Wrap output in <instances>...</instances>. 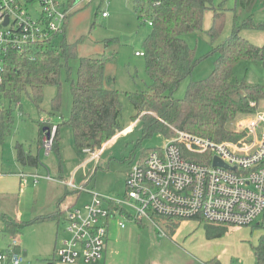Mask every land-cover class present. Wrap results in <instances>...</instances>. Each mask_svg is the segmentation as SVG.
Here are the masks:
<instances>
[{
  "label": "rangeland",
  "instance_id": "obj_1",
  "mask_svg": "<svg viewBox=\"0 0 264 264\" xmlns=\"http://www.w3.org/2000/svg\"><path fill=\"white\" fill-rule=\"evenodd\" d=\"M212 3L224 10L222 30L219 37L212 41L208 31L212 26L213 13L208 11L203 20L202 31L184 36L186 43L194 49L195 57L201 60L191 75L182 80L173 92L174 99H183L190 82L202 80L212 72L218 57L213 49L230 36L234 26L240 27L243 39L255 46L264 45L263 30L243 27L250 21L254 26L264 24V0H212ZM102 13L105 17H102ZM149 32L148 25H140L137 21L133 0H82L76 5V11L66 23L65 33L55 43H77L78 59L95 58L106 52L116 53L114 62L107 65L105 74L114 78V88L120 92L119 121L122 129L96 156H80L75 151L71 129L60 127L57 150L46 154L39 148V177L26 178L25 185L21 186L23 189L19 188V177H7L9 154H12L19 138L29 135L37 139L38 132L45 127L40 121L41 117L52 124L59 121V117L50 119L47 116L52 111V100L58 89L54 86L45 87L38 108L28 99L26 90L18 94V105L0 96L2 106L12 110L11 128L0 142L1 212L12 219L30 222L38 216L54 212L57 202L64 196L61 207L65 210L71 206L78 198L73 192L77 187L115 199H124L125 179L132 165L144 158L147 151L161 148L166 142V138L161 135L142 138L141 123L133 121L135 111L127 96L128 93H143L148 90L149 79L144 71V59L136 53H142V44ZM109 40L113 42V46L105 50L102 43ZM77 61L72 60L70 63L73 78ZM232 73L239 81L264 86V68L260 63L240 61ZM59 92V112L67 118L71 95L65 79ZM256 111L264 112V100L258 103ZM249 115H239L237 119L244 120ZM236 120L230 125L233 132ZM46 177L52 180H44ZM70 178L74 182L73 186L62 183L61 179ZM66 191L70 193L66 194ZM89 199L88 194L80 193L74 207H81ZM124 222V229L118 228L114 222L110 224L106 260L100 264H149L155 257L157 264H211L216 261L219 264H253L251 246L256 245V238L261 232L260 226H264V215L258 217L252 227L228 226L227 233L215 239H208L204 229L195 220L183 221L171 239L159 237L158 229L149 222L142 221V226L132 220ZM2 229L3 225L0 226V230ZM68 235L63 217L59 219L58 225L55 220L33 222L22 228L16 239L0 231V253L6 252L8 246L16 240L22 255L26 254L22 264H62L57 259V250L60 242Z\"/></svg>",
  "mask_w": 264,
  "mask_h": 264
},
{
  "label": "trees",
  "instance_id": "obj_2",
  "mask_svg": "<svg viewBox=\"0 0 264 264\" xmlns=\"http://www.w3.org/2000/svg\"><path fill=\"white\" fill-rule=\"evenodd\" d=\"M74 1L68 0V4ZM133 6L139 24L150 28L140 53L149 79L148 90L127 94L135 111L132 119L141 123L142 138L153 135L170 138L173 129H177L215 142L238 140L242 134H235L230 125L239 115L256 111L258 103L264 100V86L239 81L232 72L240 61L260 63L264 68V45L255 46L243 39L240 27L234 26L230 36L213 49L218 57L212 72L202 80L190 82L183 99H174L173 92L182 80L191 75L201 60L195 57L194 49L186 43L184 36L201 32L206 12L212 11L213 21L208 33L212 41L216 40L222 30L224 10L220 6L215 7L212 0H133ZM68 18L64 22L62 34L65 33ZM244 26L264 31V24L254 26L250 21ZM102 45L106 50L113 46V42L105 41ZM76 50L77 43L62 41L60 45L54 42L47 47L32 48L29 53L7 52L0 96L18 105V94L26 90L28 99L38 108L44 88L56 87L58 92L52 100V111L47 116L50 119L59 117V121L56 124L44 123L48 130L52 126L56 127L52 150L58 148L60 127H68L73 134L75 151L85 156L84 150L88 149L90 154L99 151L121 131L120 92L114 88V78L105 74L107 65L116 58L115 52L78 59ZM72 60H78L75 78L72 77L70 66ZM64 79L71 95L67 118L59 112V90ZM11 113V109H5L1 104L0 142L11 128ZM73 192L77 197L81 193L78 189ZM64 198L57 202L54 212L38 216L30 222L12 219L0 211V222L3 225L0 231L16 239L20 230L33 222L55 220L58 225L59 219H65L66 212L60 207ZM152 218L168 239L173 237L184 221L157 216ZM135 222L142 226V221ZM199 225L208 239L220 238L228 231L226 225L205 220H199ZM251 250L253 264H264V232L257 244L251 246ZM6 252L9 258L13 254H22L19 246L12 245L8 246ZM211 264L219 263L216 261Z\"/></svg>",
  "mask_w": 264,
  "mask_h": 264
},
{
  "label": "built area",
  "instance_id": "obj_3",
  "mask_svg": "<svg viewBox=\"0 0 264 264\" xmlns=\"http://www.w3.org/2000/svg\"><path fill=\"white\" fill-rule=\"evenodd\" d=\"M81 1L69 5L68 0H0V84L7 52L29 53L32 48L50 46ZM236 121L234 133L242 134L236 141L215 142L173 129L161 148L132 165L123 200L77 187L90 199L81 207L67 209L64 222L69 235L60 242L58 261L99 264L112 222L124 229L125 220L146 221L158 229L161 238L167 236L153 216L251 226L264 213V112L255 111ZM46 129L42 149L48 154L56 127ZM215 159L222 165H214ZM66 185L73 183L68 180ZM11 245L17 246V241ZM23 262L22 254L9 258L7 252L0 253V264Z\"/></svg>",
  "mask_w": 264,
  "mask_h": 264
},
{
  "label": "crops",
  "instance_id": "obj_4",
  "mask_svg": "<svg viewBox=\"0 0 264 264\" xmlns=\"http://www.w3.org/2000/svg\"><path fill=\"white\" fill-rule=\"evenodd\" d=\"M74 11H76V6H75ZM40 121L44 124L46 122L45 117H41ZM46 130H47L46 127H43V129L38 132L37 139H35V137H33V136L26 135L23 138H19V142L16 140H15L16 142L14 141L16 144L14 145V148L12 150V154H9V162H8L9 166H8V171H7V177H9L11 175H12V177L13 176L19 177V184H20L19 188L20 189H23V188H21L23 178L25 179V183H26V178L35 179L33 176H35V175L39 176L37 173V157H38L37 154H38L39 148L42 149L44 132ZM13 144H12V146H13ZM28 144H30L29 147L27 146ZM31 144H32V146H31ZM33 144H35V145H33ZM105 145L106 144H104L102 146L101 150L104 148ZM101 150L96 151L95 154H99L101 152ZM1 176L2 175H0V177ZM47 178H49V179H47ZM44 180L50 181L52 179H50V177H46V178H44ZM61 180H62V183L64 185L66 184V182L68 180H71L72 183L74 184V182L71 178L68 180H66V179H61ZM78 198H79V196H78ZM78 198H76V202H77ZM75 203H73L71 206H75ZM71 206L67 207L65 210H64V207H61V206L60 207L63 211L66 212L67 209H69ZM263 215H264V213H263ZM0 226H1V222H0ZM246 228H248V227H246ZM260 228H261V232L259 233V236L256 238L255 244H257L258 238L264 232V226H260ZM105 252H106V247L104 250L103 259L101 261L103 263H105V260H106L105 259ZM156 259H157V257L152 258V260H150L151 263L149 261V264H157ZM253 261H254V259H253Z\"/></svg>",
  "mask_w": 264,
  "mask_h": 264
},
{
  "label": "water",
  "instance_id": "obj_5",
  "mask_svg": "<svg viewBox=\"0 0 264 264\" xmlns=\"http://www.w3.org/2000/svg\"><path fill=\"white\" fill-rule=\"evenodd\" d=\"M214 165H222L217 159L214 160ZM23 257H26V254L23 253Z\"/></svg>",
  "mask_w": 264,
  "mask_h": 264
}]
</instances>
